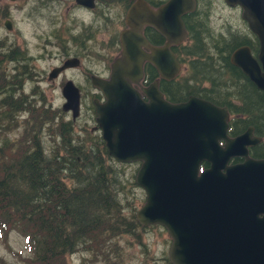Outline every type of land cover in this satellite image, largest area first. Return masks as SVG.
<instances>
[{
    "label": "water",
    "instance_id": "95a60500",
    "mask_svg": "<svg viewBox=\"0 0 264 264\" xmlns=\"http://www.w3.org/2000/svg\"><path fill=\"white\" fill-rule=\"evenodd\" d=\"M183 1L170 0L148 21L166 39L149 54L138 51V44L146 46L141 36L121 35L124 62L114 63L110 80L94 83L106 97L95 105L98 128L116 162L140 163L134 178L145 197L135 219L143 227L164 228L170 237L171 264H264V158L252 159L247 149L259 140L251 138L250 131L227 138L225 108L193 97L170 104L157 83L142 89L146 103L131 85L141 77L144 59L161 79L171 80L177 74L169 46L185 36L179 18L192 3L181 10ZM224 2L241 9V19L259 43L256 62L244 47L232 53L230 63L262 91L264 99V0ZM163 16L170 19L156 20ZM132 17L129 13L135 27ZM59 70H52L50 76H57ZM62 96L63 110L76 118L77 88L67 83ZM236 156L243 162L228 165ZM203 162L206 168H200Z\"/></svg>",
    "mask_w": 264,
    "mask_h": 264
},
{
    "label": "trees",
    "instance_id": "16d2710c",
    "mask_svg": "<svg viewBox=\"0 0 264 264\" xmlns=\"http://www.w3.org/2000/svg\"><path fill=\"white\" fill-rule=\"evenodd\" d=\"M205 15L194 21L196 25L188 27V34L195 42L193 47L178 53L189 71L185 85L179 88L176 81L170 85L162 82L159 90L170 103L194 96L234 112H241L250 103L243 113L251 117L259 111L260 115L254 117L257 118L253 123L254 133L264 137V112L261 113L264 102L253 93L252 84H241L235 68L227 63L228 53L244 41L237 34L214 35ZM18 54L14 51V58L5 53L0 56V90L4 93L8 84L15 89L8 90L0 99V237L6 241L12 230L20 232L26 250L23 255L12 254L23 264H69L67 258L76 252L83 253L82 259L91 264H120L119 240L123 236L136 238V229H144L135 219V201L119 199L122 181L105 164L106 159L115 161L108 156L99 133L85 130L84 136L76 134L71 123L58 121L63 114L61 110L46 107L45 96H33L40 102L38 105L35 101L34 105L30 95L20 94L19 84L24 81L20 67L15 66L12 73L1 66L4 56L18 61L15 58ZM234 100L243 106L239 111L229 108ZM22 113L27 115L22 121V133L18 139L8 140L10 145L5 148L4 136L20 125L13 123L12 127L10 123ZM44 127L45 130L50 127L49 131L56 134L51 142L59 141L57 150L62 147L74 154L73 162L65 161L57 153L53 157L44 154L39 142ZM81 136L83 143L89 145L88 151L80 150L79 146L73 148L72 142H79ZM250 155L260 159L264 152L254 151ZM201 167L207 164L203 162ZM131 184L135 186L134 181ZM137 244L140 245L139 239ZM8 250H12L11 246ZM1 264H5L2 259ZM167 264H171L169 260Z\"/></svg>",
    "mask_w": 264,
    "mask_h": 264
},
{
    "label": "flooded vegetation",
    "instance_id": "af4514ba",
    "mask_svg": "<svg viewBox=\"0 0 264 264\" xmlns=\"http://www.w3.org/2000/svg\"><path fill=\"white\" fill-rule=\"evenodd\" d=\"M10 2H19L22 8L21 11H25V16L28 18H36V28L39 29V34L35 35L37 38L41 39L45 45L50 46V48H55L56 52L50 55H54L55 58H59V62L56 63L50 70H45L44 75H39L38 70H34L28 75V67H24L21 72V77H24V81L19 84L22 95H42L46 96V92L43 87L48 89H53V94L60 95L61 103L55 105L50 103L56 109L63 112L62 116L70 117L72 119V112L68 110H63L64 103L66 99L62 96L64 86L67 83H71L73 87H76L79 93V114L76 116L74 121L85 122L86 127L90 125V133H99L96 119V109L95 104L99 102H104L105 97L101 93L99 86L94 83L96 80H110L111 69L114 63L117 61L124 62L123 60V48L121 44V35L126 33L131 34L132 38L135 36L140 37L145 42V45H137L139 53L149 54L151 48L161 47L165 44V38L161 33H159L152 23L148 21L153 20L154 14L158 13L159 8L168 3L170 0H9ZM193 2V7L187 10L180 16V21L182 22L183 29L185 30L187 37L183 43L173 44L169 47V50L174 57L177 59L179 65H184L185 60L182 58L180 51L185 48H192L195 42L188 34V27L196 25L194 22L199 15H203L204 11L207 14V5L210 3H220L224 7V0H191ZM187 2V1H186ZM183 1L181 5V10L187 6V3ZM204 3V10L201 11L199 4ZM232 10H237L236 7L230 8ZM229 9V10H230ZM129 13L133 15V21L135 27H131L128 20ZM11 7L7 5L0 6V56L11 55L13 58L14 51L23 52L28 55V41L22 37L20 33L11 37L9 33L14 31V26L16 22L11 18ZM240 18V15H239ZM169 16L158 17L157 21H167ZM241 20V19H240ZM146 21V23H144ZM243 21V20H242ZM46 23L47 27L43 25ZM245 29L248 31L246 23L243 21ZM41 28L47 29V31H41ZM250 38H242L243 44L239 47H235L227 55V63L229 67H234V71L237 78L240 80L241 84L251 85L249 78L244 76L239 68L235 67L230 63V55L237 48L247 47L250 55L256 58L257 49L259 43H257L256 38L248 31ZM224 36L225 34H221ZM19 36H21V42L24 45L22 50L12 49V43L14 45L15 41L18 42ZM25 40L24 41H22ZM135 39V38H134ZM133 39V41H134ZM135 42V41H134ZM8 44H11L8 46ZM45 45H43L45 47ZM9 48L11 51L6 50ZM4 49V50H3ZM37 61V60H36ZM14 61H10L6 56L3 57L1 66H4L6 70L12 71L15 69ZM67 67L62 68L66 64ZM59 70L57 76H50L52 70ZM79 71V72H78ZM142 76L138 81L132 82V87L141 95V99L147 102L148 99L146 95L142 93V89H147L153 83H158V89L162 82H168L166 80H159L157 71H155L154 65L147 60H142L141 62ZM24 72V73H23ZM20 74V73H19ZM228 77V75L224 76ZM41 82V85H40ZM45 83V86L42 84ZM185 80H179L177 87H183L185 85ZM29 84V85H28ZM28 85V86H27ZM52 86V87H51ZM253 86V85H252ZM18 89V85H16ZM15 90L12 85H7L5 92L8 90ZM174 89V88H173ZM253 93L260 96V101H263V94L251 87ZM207 90V89H206ZM188 98V96H187ZM187 98L183 101L187 100ZM223 100V99H222ZM221 99L217 101L221 102ZM216 101V102H217ZM224 101H227L224 99ZM228 102V101H227ZM218 103V102H217ZM229 108L239 111V108L243 107L240 102L231 101ZM250 104V103H249ZM241 110V112H234L233 110H228L226 106H223L228 112L227 120V130L226 137L230 139H235L237 136H241L247 131H250V137L258 139V143L253 146H248L249 155L254 151H263L260 148L264 147V137H258L254 133L253 123L257 118L250 117L244 114V109H247V105ZM264 107V104H263ZM262 108L261 113L264 112ZM249 109V107H248ZM260 115L259 111L257 116ZM263 114H261L262 116ZM65 117V118H66ZM249 118V120H247ZM249 122H247V121ZM244 123V124H242ZM243 126V129L240 128ZM100 134V133H99ZM262 144V145H261ZM251 156V155H250ZM264 158V157H263ZM238 159L233 158L231 160ZM261 159V158H260ZM258 159V160H260ZM240 160V159H239ZM241 161V160H240ZM242 162V161H241Z\"/></svg>",
    "mask_w": 264,
    "mask_h": 264
},
{
    "label": "rangeland",
    "instance_id": "374dc122",
    "mask_svg": "<svg viewBox=\"0 0 264 264\" xmlns=\"http://www.w3.org/2000/svg\"><path fill=\"white\" fill-rule=\"evenodd\" d=\"M2 5H7L8 7H11V18L16 22V25L14 26V31L9 33L11 37L14 35L20 33L24 39L28 41V44L25 45L28 47L29 53L32 55L25 54L21 52L18 54L17 58L14 60L13 64H8L7 65H15L20 67V70H23V66L26 65L28 67V73L33 72L34 70H38L39 75H44L45 70H50L51 67L56 65V63L59 62V58L54 59V55H50L52 53L56 52L55 48H50V46L45 45V43L41 39H35L37 38L35 35L39 34V29L36 28V18H28L25 16V11L22 12L20 7L19 2L12 1L10 2L9 0H0V6ZM205 4L200 3L199 8L204 10ZM207 14L202 12L205 21H207V25L210 28V30L214 33V35H219V34H225V35H232V34H239L242 38H250V35L248 31L245 29V25L243 24V21L240 20L239 15L240 11L238 10H232L227 7H223L220 3H210V5H207ZM201 17V14L199 15V18ZM44 27L46 28L47 25L45 22ZM41 28V31L45 32L47 29ZM22 41L25 42V40L22 39ZM11 44H8L10 46ZM45 45V47L43 46ZM13 48L12 49H19L22 50L24 45L21 42V36H19L18 42L15 41L14 45L12 43L11 45ZM4 50V49H3ZM6 50L11 51L9 48H6ZM2 52V51H0ZM5 53V52H4ZM20 56V57H19ZM14 58V57H13ZM37 60V61H36ZM79 72V71H78ZM181 77L179 80H183L186 78L188 71L185 69H181L180 72ZM2 75V74H0ZM2 78V77H1ZM3 79V78H2ZM178 83V81H177ZM29 85V84H28ZM27 85V86H28ZM41 85V82H40ZM42 86H45V83L42 84ZM52 87V86H51ZM46 96L45 100H47V105L50 110L56 109L54 106H51L52 103L55 105H58L61 103L60 95L53 94V87L51 89H48L47 87H43ZM20 92V91H19ZM3 90H0V99H3ZM221 95L223 94V91L220 93ZM220 95V96H221ZM39 96V95H35ZM247 99V97H246ZM30 100H33V104L35 105V101H37V104L39 105L40 102L38 98H35L31 96ZM51 103V105H50ZM249 107V105H247ZM57 110V109H56ZM26 114H18L17 117L15 118V121H12L10 125L13 127V123L17 125L19 123L20 125L14 132L7 133L4 138L6 139V144L5 148L9 147L8 140H13V139H18V137L22 133V121L26 117ZM257 115L253 113L252 117H256ZM5 117V116H3ZM62 116L58 118V121L61 123V121L71 123L73 132L76 134H82L84 136V131L87 130L89 131L90 125L86 127L85 122H78L74 121L75 118H70ZM10 126V127H11ZM55 127V126H54ZM50 128V127H49ZM49 128L45 130V127L41 130V147L45 151L44 154L49 155V157H53L51 155H54V153H57L59 157H64L65 161L67 162H73L72 156L74 154L68 153L69 151H66L65 149H62V147H58L57 150V144L56 142H51L53 141L52 139L55 138L56 134H52L49 131ZM79 137V142L78 141H73V148L75 146H79L81 149L80 150H85L88 151L89 145H85L83 143L82 138ZM57 138V137H56ZM11 142V141H10ZM53 143V144H52ZM71 146V145H68ZM76 154V153H75ZM95 155V154H94ZM15 157L16 155H12ZM55 156V155H54ZM66 156V157H65ZM70 156V157H69ZM68 157V158H67ZM82 158V157H81ZM105 164H107L111 169L114 174L115 178H120L122 181L121 184V189L118 192V197L119 199H123L126 202H133L134 200V206L135 209L139 208L143 203H144V191L142 189H139L137 186H133L131 184V181H134L132 176L135 174L136 170L138 169V165L136 164H117L116 162H111L109 159L105 160ZM69 182V181H68ZM116 190L117 187L115 188ZM135 237H127L123 236L119 240V248L122 249V255L120 256L119 262L120 264H167V251H168V245L170 242V238L168 235H166L165 230L157 225V226H147L144 229H136L135 231ZM139 239L140 245L137 244V240ZM11 246V251L8 250V247ZM26 250V242L23 238V236L20 235V232L16 230H12L8 236V239L5 241L2 237H0V264H1V259L5 264H23L20 262V260L12 254L13 252H18L20 254H24ZM83 253L76 252L71 254L67 258V262L69 264H91L89 262H85L82 259ZM84 257L87 258L88 254L84 253ZM89 259V258H87ZM86 259V260H87ZM100 264V263H98Z\"/></svg>",
    "mask_w": 264,
    "mask_h": 264
},
{
    "label": "bare ground",
    "instance_id": "6f19581e",
    "mask_svg": "<svg viewBox=\"0 0 264 264\" xmlns=\"http://www.w3.org/2000/svg\"><path fill=\"white\" fill-rule=\"evenodd\" d=\"M96 105V104H95ZM79 114V113H78ZM78 116V115H77Z\"/></svg>",
    "mask_w": 264,
    "mask_h": 264
}]
</instances>
